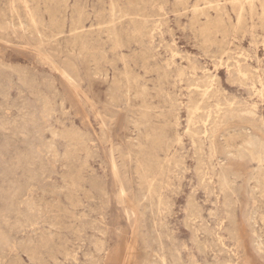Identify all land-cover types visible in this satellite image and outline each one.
<instances>
[{
    "label": "rangeland",
    "instance_id": "1",
    "mask_svg": "<svg viewBox=\"0 0 264 264\" xmlns=\"http://www.w3.org/2000/svg\"><path fill=\"white\" fill-rule=\"evenodd\" d=\"M0 127V264H264V0H0Z\"/></svg>",
    "mask_w": 264,
    "mask_h": 264
},
{
    "label": "bare ground",
    "instance_id": "2",
    "mask_svg": "<svg viewBox=\"0 0 264 264\" xmlns=\"http://www.w3.org/2000/svg\"><path fill=\"white\" fill-rule=\"evenodd\" d=\"M222 2V1H221ZM38 3V2H37ZM168 3V2H167ZM246 3V2H245ZM251 3V2H250ZM154 4V3H153ZM221 4V3H220ZM247 4V3H246ZM208 5V4H207ZM26 6V5H25ZM153 6V5H152ZM151 6V7H152ZM242 6V5H241ZM262 6V5H261ZM248 8V7H247ZM242 9V8H241ZM145 10V9H144ZM262 11V10H261ZM111 12V11H110ZM131 12V11H130ZM143 12V11H142ZM241 12V11H240ZM124 14V13H123ZM240 14V13H239ZM35 15V14H34ZM98 16V15H97ZM133 16V15H132ZM238 16V15H237ZM65 17V16H64ZM113 18V17H112ZM238 18V17H237ZM191 20H193V19H191ZM52 21V20H51ZM112 23V22H111ZM109 24V23H108ZM159 24V23H158ZM163 24V23H162ZM166 24V23H165ZM157 25V24H156ZM98 27V26H97ZM111 27V26H110ZM208 27V26H207ZM19 28V27H18ZM61 28V27H60ZM83 28V27H82ZM107 28V27H106ZM195 28V27H194ZM14 29V28H13ZM73 29V28H72ZM80 29H81V26H80ZM88 29V28H87ZM207 29V28H206ZM75 31V30H74ZM77 31V30H76ZM146 31V30H145ZM197 31V30H196ZM16 32V31H15ZM200 32V31H199ZM71 34V33H70ZM78 34H81V33H78ZM202 35V34H201ZM84 36V35H83ZM83 38V37H82ZM54 41V40H53ZM73 41H74V39H73ZM204 44V43H203ZM211 44V43H210ZM227 46H228V44H227ZM79 50V49H78ZM81 50V49H80ZM59 51V50H58ZM72 52V51H71ZM74 52V51H73ZM141 52V51H140ZM70 53V52H69ZM172 54V53H171ZM91 56V55H90ZM117 56V55H116ZM91 58V57H90ZM258 58V57H257ZM106 59V58H105ZM120 59V58H119ZM89 61V60H88ZM221 62V61H220ZM143 63V62H142ZM240 64V63H239ZM238 66V65H237ZM242 67H243V65H242ZM234 68V67H233ZM95 69V68H94ZM244 69H245V67H244ZM243 69V70H244ZM242 70V71H243ZM65 71V70H64ZM63 71V72H64ZM225 71V70H224ZM245 71V70H244ZM237 73H240V71H238ZM65 74V73H64ZM96 74V73H95ZM68 75V74H67ZM140 75V74H139ZM65 76V75H64ZM97 76V75H96ZM187 76V75H186ZM259 76V75H258ZM71 77V76H70ZM69 77V78H70ZM213 77V76H212ZM230 77V76H229ZM73 79V78H72ZM71 78H70V80H72ZM202 79V78H201ZM125 80V79H124ZM189 80V79H188ZM74 81V80H73ZM127 81V80H126ZM143 81V80H142ZM262 81V80H261ZM75 82V81H74ZM203 82V81H202ZM204 82H206V81H204ZM203 82V83H204ZM262 84V83H261ZM197 85V84H196ZM205 86V85H204ZM136 89V88H135ZM137 90V89H136ZM157 90V89H156ZM215 90V89H214ZM216 91V90H215ZM208 93V92H207ZM85 94V93H84ZM128 94V93H127ZM133 94H135V93H133ZM132 94V95H133ZM213 94H214V92H213ZM111 95V94H110ZM116 95V94H115ZM151 96V95H150ZM133 97H135L134 95H133ZM155 97H157L156 95H155ZM217 97V96H216ZM114 98H116V97H114ZM137 98V97H136ZM224 98V97H223ZM143 99V98H142ZM152 99V98H151ZM228 99V98H227ZM146 100V99H145ZM144 100V101H145ZM218 100H219V102H220V99H217L216 101L218 102ZM230 100V99H229ZM215 101V102H216ZM222 101H223V99H222ZM209 102V101H208ZM213 102V101H212ZM147 103H148V101H147ZM206 103V102H205ZM238 103H239V101H238ZM191 104H192V102H191ZM202 104H203V102H202ZM237 104V103H236ZM209 105V104H208ZM214 105H215V103H214ZM249 105V104H248ZM210 106V105H209ZM235 105H232L231 103H220V104H218L217 106H216V108L214 109V110H210L211 112H209L208 113V122H214L215 120H216V122L215 123H219V122H221L222 120H224V119H220V118H222V116H221V114L223 113L224 114V118L227 116V118H231V117H234V116H236V115H240L241 114V112H240V114H239V109L237 110V108H239V107H237V108H235L234 107ZM241 106H242V104H241ZM244 107H245V105H244ZM117 108V107H116ZM146 108V107H145ZM249 108V107H248ZM247 108V109H248ZM147 109V108H146ZM152 109V108H151ZM192 109V108H191ZM204 109H206V108H204ZM242 110V109H241ZM250 110H252V109H249L248 111H250ZM98 111V110H97ZM103 111V110H102ZM190 111V110H189ZM193 111V110H192ZM243 111H244V109H243ZM246 111V110H245ZM253 111V110H252ZM194 112V111H193ZM201 112H203V110L201 111ZM200 112V113H201ZM204 112H206L205 110H204ZM26 113V112H25ZM190 113V112H189ZM246 113V112H245ZM254 114H255V112H253ZM159 114V113H158ZM199 114V113H198ZM206 114V113H205ZM243 114H244V112H243ZM247 114V113H246ZM250 114H251V112H250ZM98 116H99V114H98ZM196 116V115H195ZM198 116V115H197ZM203 116V115H202ZM202 116H201V118H202ZM248 116V115H247ZM256 116H257V113H256ZM130 117V116H129ZM191 117V116H190ZM204 117V116H203ZM253 117H255V115L253 116ZM200 118V119H201ZM173 119V118H172ZM197 119H198V117H197ZM204 119V118H203ZM206 119V118H205ZM204 119V120H205ZM190 120V119H189ZM197 121V120H196ZM201 121V120H200ZM214 123V124H215ZM103 124V123H102ZM203 124V123H202ZM210 123H208V125H209ZM108 126V125H107ZM137 126V125H136ZM139 126V125H138ZM201 126H203V125H201ZM216 126V125H215ZM243 126V125H242ZM241 126V127H242ZM104 127H105V125H104ZM200 127V126H199ZM234 127V126H233ZM250 127V126H249ZM1 128V127H0ZM196 128V127H195ZM197 128H198V126H197ZM212 128V127H211ZM228 128V127H227ZM232 128V127H231ZM105 129H106V127H105ZM192 129V128H191ZM234 129V128H233ZM242 129H244V127L242 128ZM249 128H247V131H249L248 130ZM107 130V129H106ZM105 130V131H106ZM152 130V129H151ZM193 130H195V129H193ZM227 130V129H226ZM240 130V129H239ZM196 131V130H195ZM177 132V131H176ZM181 132V131H180ZM213 132V129H212V131H211V133ZM223 132V131H222ZM225 132V131H224ZM227 132V131H226ZM232 132H234V130L232 131ZM239 132H241V131H239ZM246 132V131H245ZM179 133V132H178ZM229 133H231L230 131H229ZM235 133L236 132H234L233 133V135H235ZM244 133V132H243ZM202 134V133H201ZM208 134H209V132H208ZM221 134V133H220ZM237 134V133H236ZM247 134V133H246ZM259 134V133H258ZM105 135V134H104ZM197 135V134H196ZM209 135H211V134H209ZM229 135V134H228ZM232 135V134H231ZM250 135H252L251 133H250ZM86 136V135H85ZM182 136V135H181ZM220 136V135H219ZM227 136V135H226ZM225 136V137H226ZM245 136H247V135H244V137ZM102 137V136H101ZM136 137V136H135ZM199 137V136H198ZM248 137V136H247ZM258 137V136H257ZM260 137V136H259ZM137 138V137H136ZM152 138V137H151ZM178 138H180V137H178ZM229 138V137H228ZM128 139V138H127ZM222 139V138H221ZM239 139H240V137H239ZM242 140H243V138H241ZM262 139V138H261ZM82 140V139H81ZM132 140H134V139H132ZM137 140V139H136ZM200 140V139H199ZM205 140V139H204ZM247 140V139H246ZM208 141V140H207ZM229 141H232V140H229ZM234 141V140H233ZM244 141H245V139H244ZM243 141V142H244ZM223 142H224V140H223ZM234 143H236V142H234ZM233 143V144H234ZM52 144V143H51ZM225 144H227V143H225ZM237 144V143H236ZM110 145V144H109ZM136 145V144H135ZM228 145V144H227ZM238 145H240L239 143H238ZM250 145H252V148H251V150H250V152H249V155L250 156H254V157H258V158H260V160L263 158V151H264V149H263V145H262V143L261 142H259L258 140H256V139H252L251 141H250V144H249V146ZM174 146V145H173ZM172 146V147H173ZM207 146V145H206ZM226 146V145H225ZM108 148V147H107ZM203 148V147H202ZM209 149H210V145H209V147H208ZM110 149H111V147H110ZM204 149V148H203ZM212 150V149H211ZM235 150V149H234ZM233 150V151H234ZM138 152V151H137ZM236 152V151H235ZM136 153V152H135ZM233 153V152H232ZM237 153V152H236ZM228 154V153H227ZM137 155V154H136ZM210 155V154H209ZM211 157H213L212 156V154H211ZM231 157V156H230ZM237 157V156H236ZM235 157V158H236ZM158 158V157H157ZM208 158V157H207ZM210 158V157H209ZM243 158H244V156L243 155H241V156H239V159H240V161H243ZM223 159H225V158H223ZM230 159V158H229ZM237 159V158H236ZM162 160V159H161ZM164 160V159H163ZM212 160V159H211ZM217 160H218V158H217ZM220 160V159H219ZM55 161V160H54ZM112 161V160H111ZM227 161H228V159H227ZM233 161V160H232ZM164 162H165V160H164ZM214 163H215V161H213ZM222 162V161H221ZM245 162V161H244ZM113 163V162H112ZM214 163L212 164L213 166H214ZM236 163V162H235ZM205 164V163H204ZM217 164V163H216ZM114 166H115V164H114ZM203 166V165H202ZM215 167V166H214ZM263 167H264V165H263ZM114 169V168H113ZM212 169V168H211ZM219 170H220V168H218ZM218 169H217V171H218ZM263 169V168H262ZM213 170V169H212ZM214 170H215V168H214ZM213 170V171H214ZM116 171V170H115ZM257 174V173H256ZM179 176V175H178ZM213 176V175H212ZM230 176V175H229ZM227 177V176H226ZM231 177V176H230ZM233 177V176H232ZM235 177V176H234ZM216 178V177H215ZM227 179V178H226ZM216 182V181H215ZM228 182H230V180L228 181ZM217 183V182H216ZM233 183V182H232ZM231 183V184H232ZM105 184V183H104ZM226 185V184H225ZM230 185V184H229ZM245 186V185H244ZM257 186V185H256ZM120 187H121V185H120ZM224 187H226V186H224ZM80 188V187H79ZM106 188V187H105ZM228 188V187H227ZM226 188V189H227ZM230 188H231V186H230ZM242 188V187H241ZM120 189H122V188H120ZM225 189V188H224ZM225 189V190H226ZM123 190V189H122ZM94 191V190H93ZM125 191V190H124ZM220 191H223V190H221L220 189ZM107 192V191H106ZM119 192V191H118ZM117 192V193H118ZM121 192V191H120ZM105 193V192H104ZM104 193H103V195H104ZM122 193H123V191H122ZM106 194V193H105ZM124 194V193H123ZM107 195V194H106ZM105 195V196H106ZM122 196V195H121ZM126 196V195H125ZM225 196V195H224ZM226 197V196H225ZM235 197V196H234ZM24 198V197H23ZM116 198V197H115ZM118 198H119V196H118ZM122 198V197H121ZM121 198L119 199V200H121ZM116 200H118V199H116ZM107 201H109V199H107ZM109 203V202H108ZM118 203V202H117ZM129 203V202H128ZM224 203V202H223ZM20 204V203H19ZM119 204V203H118ZM123 204V203H122ZM108 205V204H107ZM129 205H130V203H129ZM140 203H139V201L137 202V203H135L134 205H133V212L132 213H134V218H133V222H134V227H135V232L136 233H140V234H142V236H143V239H144V242H145V244H146V247L148 248V247H150L151 245L149 244L150 242H149V239H148V234L146 233V232H142V231H139L140 230V227H141V217H142V215H143V213H142V211L140 210ZM226 207V206H225ZM124 209V208H123ZM209 210V209H208ZM122 212H125V211H122ZM225 212V211H224ZM104 213V211L102 212V214ZM106 215V214H105ZM104 215V216H105ZM133 215V214H132ZM127 218V217H126ZM127 221V220H126ZM97 226V225H96ZM32 227V226H31ZM102 229V228H101ZM105 230V229H104ZM208 231V230H207ZM98 232H99V230H98ZM101 232V231H100ZM106 233V232H105ZM100 234V233H99ZM101 235L103 236L104 234L103 233H101ZM132 238H133V236H131ZM41 238V237H40ZM135 238V237H134ZM100 240V239H99ZM206 242V241H205ZM222 242V241H221ZM95 243H97V242H95ZM102 244V243H101ZM94 245V244H93ZM95 246V245H94ZM97 246V245H96ZM102 246V245H101ZM100 246V247H101ZM94 248V247H93ZM150 249H152V248H149L148 250H150ZM96 251H98V250H96ZM197 251V250H196ZM130 252V251H129ZM92 253V252H91ZM90 253V254H91ZM98 253V252H97ZM1 255V254H0ZM93 256V255H92ZM86 257V256H85ZM93 257H95V256H93ZM91 259V258H90ZM86 261V260H85ZM96 261H98V260H96ZM242 261H243V259H242Z\"/></svg>",
    "mask_w": 264,
    "mask_h": 264
}]
</instances>
